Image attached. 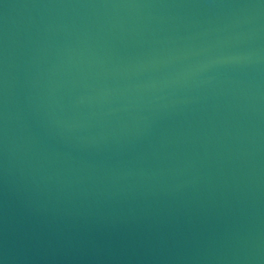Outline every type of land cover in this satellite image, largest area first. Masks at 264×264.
<instances>
[{"label":"water","instance_id":"water-1","mask_svg":"<svg viewBox=\"0 0 264 264\" xmlns=\"http://www.w3.org/2000/svg\"><path fill=\"white\" fill-rule=\"evenodd\" d=\"M0 264H264V0H0Z\"/></svg>","mask_w":264,"mask_h":264}]
</instances>
